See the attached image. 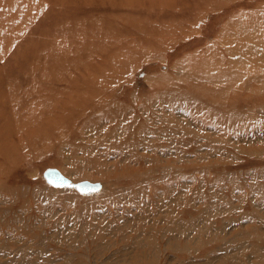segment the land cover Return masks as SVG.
<instances>
[{
  "label": "rangeland",
  "instance_id": "1",
  "mask_svg": "<svg viewBox=\"0 0 264 264\" xmlns=\"http://www.w3.org/2000/svg\"><path fill=\"white\" fill-rule=\"evenodd\" d=\"M0 264H264V0H0Z\"/></svg>",
  "mask_w": 264,
  "mask_h": 264
},
{
  "label": "bare ground",
  "instance_id": "2",
  "mask_svg": "<svg viewBox=\"0 0 264 264\" xmlns=\"http://www.w3.org/2000/svg\"><path fill=\"white\" fill-rule=\"evenodd\" d=\"M254 96H256L255 94H253V93H248L247 94V98H252V97H254ZM236 100V99H235ZM135 174V173H134ZM133 175V174H132ZM135 176V175H134ZM154 226V225H153ZM155 232V231H154Z\"/></svg>",
  "mask_w": 264,
  "mask_h": 264
}]
</instances>
